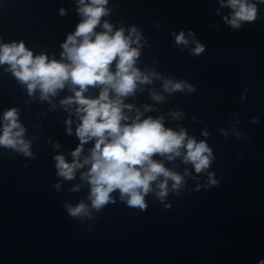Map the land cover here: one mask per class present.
<instances>
[{"label": "water", "instance_id": "water-1", "mask_svg": "<svg viewBox=\"0 0 264 264\" xmlns=\"http://www.w3.org/2000/svg\"><path fill=\"white\" fill-rule=\"evenodd\" d=\"M90 3V0H85ZM257 19L232 28L228 0H108L107 14L95 33L123 29L140 55L135 67L150 83L137 82L123 97L131 124L151 117L166 129L183 130L212 150L209 167L196 173L185 163L186 149L173 159H152L180 176L160 199L161 175L145 196L147 209L129 207L113 191L101 210L91 208V185L84 177L91 164L75 169L69 180L58 175L56 156L72 163L80 145L76 129L78 85L67 81L55 95H30L27 84L0 64V135L4 113L16 109L31 155L0 145V264H259L264 260V4ZM78 0H0V45L23 41L33 57L62 61V44L83 17ZM61 9L64 14H61ZM135 28L136 32H131ZM183 32L188 44H177ZM192 33V35H189ZM79 39V38H78ZM94 39V36H93ZM204 52L193 55L196 43ZM116 71V61L110 66ZM181 82L183 91L164 90ZM191 85L194 91H189ZM103 85L83 96L98 98ZM154 95L162 97L157 101ZM110 99L115 93L110 90ZM83 115V113H81ZM71 128V133L68 129ZM206 134V135H205ZM83 145V164L95 145ZM209 173L216 185L209 182ZM57 185L59 187H57ZM89 206L90 217H71L68 205Z\"/></svg>", "mask_w": 264, "mask_h": 264}, {"label": "clouds", "instance_id": "clouds-1", "mask_svg": "<svg viewBox=\"0 0 264 264\" xmlns=\"http://www.w3.org/2000/svg\"><path fill=\"white\" fill-rule=\"evenodd\" d=\"M79 13L85 17L76 27L75 32L67 36L62 44V61H48L44 55L33 57V53L25 48L23 41L19 44L0 45V64H9L13 74L22 83L27 84L31 95L37 87L41 90L42 98L48 94L55 95L57 89H63L67 81L79 86V91L62 103L68 105L77 103V115L81 123L76 129L80 145L72 152V163L65 161L62 155L55 157L59 170L58 175L65 179H73L75 169L91 164L90 169L84 174L91 185V208L101 210L111 201L110 194L116 189L120 190L121 198L127 196V205L132 208L147 209L145 196L151 191V183L159 176L164 180L158 184L160 199L167 195L168 179L173 181V189H178L183 178L179 174L166 169L162 163L152 159L153 155H167L169 160L181 154V148L186 149L185 163L191 162L196 173L207 169L211 163L212 150L204 141L199 144L192 138H187L183 130L175 132L166 129L160 119L151 117L140 121L139 115L131 123L122 124L128 117L124 115L122 98L134 93L137 82L150 83L148 76L143 75L134 65L140 52L138 48L131 47L140 39L137 35L133 41L131 36H125L120 29L112 34V26L105 22L104 32L95 33L94 29L100 23V18L107 14L105 5L108 0H78ZM264 4V0H257ZM223 3V0H221ZM233 10L230 20L225 23L234 29L241 27V22H254L257 19V4L249 0H228L226 5ZM61 14L64 10L61 9ZM135 33L136 29L132 28ZM192 35V33H189ZM94 36V39H93ZM79 38V39H78ZM177 44H188L183 32L176 36ZM204 45L196 43L192 49L193 55L204 52ZM116 61V71H110V66ZM103 85L98 98L89 99L83 96L88 86ZM164 90L169 92L183 91L181 82H164ZM189 91H194L191 85ZM110 90L115 93V98L110 99ZM153 99H162L154 95ZM83 113V115H81ZM3 133L0 135V145L16 149L25 155H31L29 144L22 138L25 129L18 122L16 109H9L4 113ZM71 133V128L68 129ZM206 135V134H205ZM92 138L95 145L91 149L90 157H86L81 164L78 158L83 150V145ZM209 173V182L216 185ZM57 187H59L57 185ZM67 212L71 217H90L89 206L81 202L76 206L68 205ZM264 264V260L259 261Z\"/></svg>", "mask_w": 264, "mask_h": 264}]
</instances>
